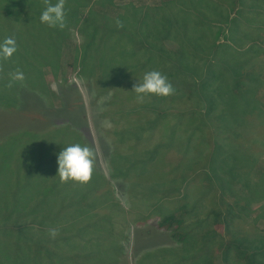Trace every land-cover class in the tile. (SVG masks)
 I'll return each mask as SVG.
<instances>
[{
  "label": "rangeland",
  "instance_id": "374dc122",
  "mask_svg": "<svg viewBox=\"0 0 264 264\" xmlns=\"http://www.w3.org/2000/svg\"><path fill=\"white\" fill-rule=\"evenodd\" d=\"M52 1L56 3L58 0ZM115 1L121 9L129 2L156 7L165 0ZM228 1L231 2V0ZM99 3H93V6L100 8ZM109 3L103 2L105 8L112 7ZM238 5L241 6L242 16L234 15L237 8L232 10L227 8L230 10H227L228 13L236 19L238 26H242L241 30H250L251 38L262 37V39L248 42L252 46L249 53H243L246 48L238 49L227 45H224L223 49L219 47L217 51L229 53L227 56L229 60L233 58L246 60L232 68L225 63L214 65L219 79L211 91V96L218 105L215 111L217 120L214 119L219 123L218 128L222 133H228L231 138H239L234 141L239 142L240 145L226 141V146L239 150L241 152L239 155L243 157L244 149L256 152L252 157H244L242 160L244 169L249 171L247 175L249 181H253V179L264 178V0H241ZM72 11L75 15L74 7ZM50 12L52 14L47 15L52 16L54 22L59 25V18L56 15L58 11L51 9ZM249 19L255 23L248 24ZM99 33L98 30L96 33L92 32L90 36L101 39ZM6 34V30L0 25V37H5ZM68 34L63 33L64 44L58 58L53 56L54 52L49 48L50 38L42 42L37 40V44H41L37 46L41 53L40 65H29L23 61L24 57L21 54L18 55L15 52L4 57L0 52L1 96L15 99L18 96L17 89L31 88L38 94L41 93L46 104L49 105H60L61 102L68 103L72 100L79 103L82 116V120L75 123L73 127L49 124L38 128L39 130L35 129V133L28 134L27 128L23 127L15 131H11L10 128L7 130L9 126L12 128L16 116L12 114V109L10 111L6 109L8 108L6 103L1 104L3 107L0 106V129L7 130L3 138L7 140L8 137L15 135L14 138L16 137L17 141L12 145V156L6 157L8 160L6 167L5 165L1 167L5 168L0 170V180L11 183L23 182L18 187L21 189L28 186V197H34L36 200L44 199L47 202L54 200V206L51 209L48 208L46 212L52 210L57 212L55 216H52L54 218L46 219L43 225L27 223L10 227L13 228L14 233L10 231L11 234H8L5 239H11L12 235L14 237L8 245L13 243V247L20 248L18 250L25 255L27 249L31 252L36 250V243L39 242L44 247L51 246V249L59 253L68 250L70 254L73 251L86 253L85 256H90V253L104 254L105 260L110 257L114 264H138V262L139 264H199L201 255L216 254L220 260L230 257L235 261L239 258L242 263L245 262L242 249L229 242L231 238L222 225L209 222V219L200 216L208 208L210 194L208 191L211 186V177L208 176L207 181L203 180L205 172L200 173V171H207L206 166L203 165L206 164L207 152L210 151L211 146L203 137L195 139L196 134L191 129L184 132L185 127L190 126L192 121L188 120V116H199L198 119L201 120L202 114L207 111L206 99L200 95L198 89L203 78L202 71L207 70L206 68L211 66L217 57H212V53H203L201 54L203 69L197 74L183 73L179 78L176 75L175 78H171L161 72L164 70L174 72V67L170 70L164 65L161 70L162 66L159 64L146 62L148 57L146 58V52L143 53L145 44L134 42L133 37L116 38L114 35L110 38L111 45L106 52L108 60L103 70L100 72L96 64L99 62L97 58L99 49L93 52L96 59L92 61L91 69L82 71L79 62L73 59L74 47L79 42L77 39L80 36ZM236 40L241 44L246 41V38L238 36ZM14 66L18 68H13ZM69 86L71 88H67ZM217 88L224 90V94L219 96L222 92L216 90ZM132 103L135 107L127 108L128 104ZM183 117H188L187 126L182 124L185 119ZM17 118L23 120L24 115ZM191 125L196 126L198 123L194 121ZM205 128L210 129V124L207 123ZM63 130L66 131L64 132L66 136L62 137ZM80 131L83 136L79 140L77 135ZM66 137L70 139V141L66 140L68 144L81 140V144L88 143L96 168L104 176L97 181L95 188L86 192L89 199L96 197L99 200L93 207L90 205L91 213L99 214L93 221L83 220V216L79 218L72 216L75 211H80L81 207L88 206L85 200H81V203H72V200L64 196L68 190H71L68 194L74 195L73 192L79 188L76 186L77 182L82 185L88 183L89 186L95 185L93 172L86 169L88 164L92 165L88 149L85 147L84 152L80 151L83 155H73L75 148L71 145L64 150L57 147L59 141ZM135 138L140 139L136 141ZM126 144L133 148L151 147V150L136 157V160L132 154L129 155L131 159H127L117 157L108 151L107 145L112 147L118 145V148L122 150ZM162 154L165 155L164 158ZM81 160H84L85 164L80 163ZM192 162L193 165L203 167L198 169V175L193 174L194 179L188 185L191 195L183 200L175 196L185 186V182H182L183 177L181 174L172 175L179 165L182 164V167H185ZM17 168L23 170L18 171L19 178L14 179L15 175L11 172ZM22 172H26L24 177ZM167 174H169L167 178L173 179L168 180L170 182L166 186L164 183L159 186H148L149 189H147L140 184L144 181L157 180ZM55 181H59V184L54 193L45 197L44 187L48 188L47 186ZM171 183L173 184L170 188ZM205 185H209L208 188ZM6 186L8 187L0 185L2 212L11 207V203L7 207L5 205L12 191L16 190L15 184L14 187L10 184ZM235 186H241V184ZM6 189L9 191H5ZM247 190V188L242 189L240 192L248 194ZM249 192L252 205L248 211L251 217H257L261 215L258 204L261 203L262 195L251 190ZM110 204L113 210H109ZM173 210L179 212L180 217L184 219L181 229L185 227L193 236L194 243L198 245L197 253L183 255L181 252H187L186 247L182 242H177L170 237L169 233L152 235V230L161 232L157 228L159 219L165 212ZM184 210L186 212H183ZM16 212L11 214L12 218H15L13 215L16 216ZM104 215H108L111 220L108 218L98 220V216L104 217ZM77 221H84L83 224L87 223L93 228L79 230V233L75 235L71 230ZM256 223L257 226L262 227L264 218L259 217ZM110 225L112 229H118L121 234L116 237L117 240H113L114 237L108 234ZM126 225L128 229L125 231ZM20 226H23L24 230L19 231ZM136 228L143 229H139L142 231L141 233L137 231L135 237ZM71 233L74 235L67 242L61 241L60 238L63 236H58L71 235ZM142 234L149 236L145 237ZM3 235L1 233L2 237ZM14 241H18V244ZM166 248L175 250L173 257L168 260H164L162 256L163 249ZM179 251L181 254L178 253ZM142 254H144L143 259L140 257ZM169 254L168 257L171 256ZM58 256L59 254H56L53 258H56L55 261L60 264L61 260Z\"/></svg>",
  "mask_w": 264,
  "mask_h": 264
},
{
  "label": "trees",
  "instance_id": "16d2710c",
  "mask_svg": "<svg viewBox=\"0 0 264 264\" xmlns=\"http://www.w3.org/2000/svg\"><path fill=\"white\" fill-rule=\"evenodd\" d=\"M99 1L102 2L99 3ZM105 1L110 2L109 4H111L112 7L109 8V6H107L105 8L103 5ZM93 3H99L100 8L94 7ZM239 3H241V0H231V2L228 0H165L160 2L156 7L135 5L133 2H129L120 9L115 0H95L94 2L91 0L90 2L88 0H58L56 3L52 0H0V25L4 27L7 32L5 37H0V52L3 54V57L9 54L12 55V52L18 55L21 54L24 57L23 61H26L29 65L41 64V53L38 49L41 44H37V40L42 42L46 38H50L51 42L49 48L54 52L53 56L58 58L64 44L65 37L63 33L80 36L77 39L79 42L74 47L75 54L73 55V59L79 62L82 71H88L89 68L91 69L92 61L96 59L93 52L99 49L100 53H98L97 57L99 58V62L96 64L99 66L100 72L103 70L108 60V53L106 52L108 51L107 48L111 45L110 38L114 35H116V38L120 36H125L127 38L133 37L134 42L145 44L146 47L143 53L146 52V58L148 57L146 62L150 64L154 63L155 65L159 64L162 66L160 67L161 70L164 68V65H166L165 68L170 70H173L174 67V72L165 70L161 72L162 74H167V76L171 78H175V75L179 78L183 73L197 74V72L203 69V66H201V54L203 53H212V57H217L215 62L211 63V66L206 68L207 70H204L205 72L202 71L203 78L199 85L200 89H198L200 95L206 99L204 100L207 103V111H204L201 120L198 119L199 116H188L189 118L183 117L185 119L182 124H185V126L188 125V123H186L187 118L188 120H192L191 124L195 121L198 125L192 126L190 124V126L185 127V131L183 127L181 128H183L182 130L184 132L191 129V131L196 134L195 139L203 137L206 139V143L211 146L210 151L208 150L207 152L206 164L203 165L206 166L207 171H200V173L205 172L203 180L207 181L208 176L211 177V186L208 191L210 193L208 196V208L200 216L204 219H209V222L216 224L220 223L222 225L226 234L231 238L229 242L242 249L245 262L243 261L242 263L239 258L235 261V259H230V257L225 258V260H220L218 254H216L213 256L201 255L199 257V264H264V225L259 227L256 223L259 217L264 218V178L249 181V177L247 176L249 175V171L247 172L244 169V162L242 161L244 157L250 158L253 153L256 152L243 148L245 150V155L243 157V155H239V153H241L239 150L237 151L236 149L226 146V141L239 144V142L234 141L239 138H231L228 133H222L220 128H218L219 123L215 121L217 120L215 111L218 105H216V100L211 96V91L213 87L217 85L219 79L215 66L225 63L232 68L233 66L237 67V64L239 66L246 60L240 58L229 60L227 57L229 53L217 51L219 47L222 48L224 45H227L238 49L246 48L243 53H249L252 46L248 42L260 41L262 39V37L251 38L250 30H241L242 26H238L237 22H235L236 19L231 17V14L228 13L227 10L237 8L234 15L237 17L238 14H241L242 16L243 12L241 11V6L238 5ZM73 7L76 11V16L73 14ZM51 9L58 11L56 15L59 18V25L54 22L52 16L47 15L52 14L50 12ZM248 21H250L248 24L255 23L252 19ZM98 30L100 31L99 37H101V39H95L90 36L92 32L96 33ZM109 33H111L112 36ZM238 36L246 38V41L239 44V41L236 40ZM116 40L117 39H115V41ZM247 44L249 45L247 46ZM13 68H18V66H14ZM67 88L71 87L69 86ZM216 90L222 92V94L219 93V96L224 94V90L219 88ZM16 95L18 96L15 99H9L0 95V106L3 107L1 104L6 103L8 108H5L9 109V111L12 109V114L16 116L13 120L14 123L12 128L9 126L7 130L9 128L11 131L27 128V133L32 134L35 133L36 130H39L38 128L45 125H65L67 128H70L73 127L75 123L82 120L80 113L81 105L73 100L68 103L61 102L60 105H49L46 104L41 93L38 94L37 91L31 88L17 89ZM132 104H128L127 108L130 106L135 107V104ZM21 115H24L23 120L17 118ZM43 120L45 121L44 123L42 122ZM207 123L210 124V129L205 128ZM4 129L5 128L0 129V170L6 167L8 161L6 157L12 156V145L16 144L15 141H17V138H14L15 135L8 137L7 140L3 138L7 131ZM64 132L66 131L63 130V132H61L63 133L62 137L66 136ZM81 136H83V133L80 131L77 135L79 140ZM139 139L140 138H135L136 141H139ZM66 140L70 141V139L66 137L64 140L59 141L57 147L64 150L71 145L75 148H72L74 150L73 155H83L82 152H84V148L86 147L88 149L92 165L90 166V164H88L86 169L93 172V181L95 178V185L90 184L89 186V183L82 185L77 182L76 186L80 189L77 188L75 192H73L74 195L68 194V192L71 191L68 190L64 196L72 200V203H81V200H85V203H87L89 207H81V210L75 211L72 216L77 218L83 216V220L93 221L99 214L97 212L91 213V207L99 200L96 197L91 198L90 196L91 199H89L86 192L89 189L95 188L96 184H98L97 181L104 178V176L96 168L92 150L87 145L88 143L84 142L81 144V140L80 142L74 141L68 144ZM107 147L108 151L114 153L117 157L131 159L129 155L132 154L134 160H136V157L138 158L140 155L149 152L148 150H151V147L144 148L142 146L133 148L129 144L122 147V150L118 148V145L114 147L107 145ZM81 150L82 152H80ZM237 155H239V157ZM164 156L165 155L162 154V158H164ZM85 161L88 162L87 159H85ZM85 161L81 160L80 163L85 164ZM4 165L5 167L1 168ZM203 166L193 165V162L185 165V167H182V164L179 165L172 176L181 174L183 177L182 182H185V186L182 191L176 193L175 196L181 197L183 200L189 198L191 194L188 185L190 181L194 179L193 174L195 173V175H198V169ZM20 170L23 169L17 168L9 172L15 175L14 179H16L19 178L18 171ZM22 173L24 177L26 172ZM169 174L157 180L150 182L144 181L140 184L147 189H149L148 186H159L164 183L166 186V184L170 182L168 180L173 179L170 177L167 178ZM239 183L241 186H235L240 185ZM9 184L11 187H14L15 184L16 190L12 191L13 193L11 197L8 198V203L5 205L7 207V205L11 203V207L8 210L5 209V212H2L0 208V231L2 230L0 232V264H58L55 261L57 259L53 258L56 254H59L58 257L61 260L60 264H114L110 257L105 260L104 254L90 253V256H85L86 253L73 251V253L70 254L68 250L64 251L66 253H59L51 249V246L44 247V245L39 242L36 243V250L31 252L27 249L25 255L18 250L20 248H14L13 243L8 245V242L12 241L14 237V235H12L11 239H5L8 234H11L10 231L12 234L14 233L13 228L10 227L27 223H31L32 225H43L46 223V219L54 218L52 216H55L57 213L54 210L46 212L48 208L51 209L55 204V201L52 200L51 197L50 200L52 201H48V204L47 200H36L34 197H28V186L21 189L18 187V185L23 184V182L11 183L0 180V185L3 187H8L6 185ZM58 184L59 181H55L52 185L47 186L48 188H45V186V194L43 195L46 197L53 194ZM172 184L173 183L169 185L170 188ZM87 186L89 187L87 188ZM205 186L208 188L209 185ZM246 188L248 189L247 192L249 195L240 192L242 189ZM250 190L251 192L262 195L260 199L261 203L258 204L259 213L261 215L257 217H251L249 214L250 211H248L252 205L250 203ZM5 191L8 192L9 189ZM30 191L29 189V192ZM43 195L42 197H44ZM111 204L109 210H113ZM14 211H17V215H13L15 218H12L11 214H13ZM183 212H186V210ZM180 216L181 214L174 210L165 212L163 217L159 219L157 225V228H159L161 232L152 230V235L154 233H163L164 235L169 233L170 237L184 244L187 252L182 251L181 253L188 256L194 252L197 253L196 248H198V245L194 243L195 240L193 236L185 227L181 229L185 221ZM107 218L111 220L108 215H104V217L98 216V220ZM83 223L84 221L75 222L73 228L75 230L72 229L71 232L78 234L79 230H90V228H93L91 225ZM110 226L111 227L108 228V234L114 237L113 240H117L116 237L121 236V234H119L118 229H112V225ZM23 228V226H20L19 231L24 230ZM127 229L128 225H126L125 231ZM139 229L143 228L135 229V237L137 231L141 233L142 230L140 231ZM103 230H105V228ZM62 231H64V229H62ZM1 233L4 234V237L1 236ZM73 233H71V235L60 234L58 236H63V238H60L61 241L67 242L69 238L74 235ZM142 235L145 237L149 236L147 234ZM14 242L18 244V241ZM174 252L175 250L173 248L163 249V259L168 260L170 257H173L172 255ZM169 253L171 256L168 257ZM178 253H180V251ZM92 254L93 256H91ZM144 254L140 256L142 259ZM71 261H73V263H70ZM139 263L140 262H138V264Z\"/></svg>",
  "mask_w": 264,
  "mask_h": 264
}]
</instances>
